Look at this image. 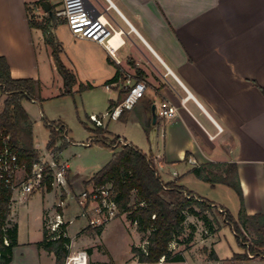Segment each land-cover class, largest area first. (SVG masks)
I'll return each instance as SVG.
<instances>
[{"label": "crops", "instance_id": "crops-1", "mask_svg": "<svg viewBox=\"0 0 264 264\" xmlns=\"http://www.w3.org/2000/svg\"><path fill=\"white\" fill-rule=\"evenodd\" d=\"M49 1L57 11L58 24L53 31L63 46L62 61L74 70L80 82L93 80L107 91H114L108 99L107 110L120 104L117 101L121 92L129 88L128 79L131 83L147 84L144 96L132 109H126L120 119L142 126L147 134L156 128V153L140 149L154 159L158 170L184 166L183 174L174 171L175 177L169 182L176 180L198 195L183 182L185 177L193 180L194 175L207 184L206 190L215 197H218L216 190L231 195L232 188L212 185L198 178L192 169L211 162L221 163L222 166L212 169L220 173L223 165L236 163L246 211L264 213V93L261 89L264 88V0H87L89 7L103 12L116 30L115 56L101 43L76 37L61 15V0ZM37 2L42 8H37L36 14L42 19L45 11L41 0H0V55L7 58L14 78L38 81L41 100L35 96L23 101L33 125L39 117L32 106L44 100V86L59 85L60 95H65L64 79L46 45L44 32L29 23L30 10ZM57 4H60L58 8ZM59 26L66 27L62 37L57 32ZM115 63L124 74L118 82H110L117 73ZM137 68L143 71L142 80L138 79ZM111 101L116 103L110 107ZM163 101L178 107L175 118L160 115ZM102 128L106 130L104 137L110 140L108 136H114V132L108 125ZM89 131L92 140L98 131L91 128ZM117 137L134 145L125 136ZM57 158L68 165L67 181L74 191L75 175L69 160L62 158V152H58ZM24 173L27 175L20 167L16 179L23 181ZM38 191L44 195L43 202L35 198L36 191L26 196L18 191L13 193L9 225H16L18 230L10 264H56L54 252L40 248L38 243L43 240L47 217L53 210L55 216L59 209L54 202L51 205L45 202L46 194L54 191L53 188L48 191L45 186V191ZM217 201L211 200L212 204L228 209ZM88 206L83 207V215L89 222L91 217L84 212ZM91 206L95 209L96 204ZM239 209L240 203L238 212ZM61 213L68 222L71 251L83 250L76 247L83 242L82 234L89 223L72 235L66 210ZM217 240L211 242L215 244Z\"/></svg>", "mask_w": 264, "mask_h": 264}, {"label": "trees", "instance_id": "trees-1", "mask_svg": "<svg viewBox=\"0 0 264 264\" xmlns=\"http://www.w3.org/2000/svg\"><path fill=\"white\" fill-rule=\"evenodd\" d=\"M29 23L31 27L40 28L44 32L45 42L51 48L52 56L64 79L63 94H72L75 87H78V92L94 87L92 83L80 82L74 70L68 68L62 61L63 46L53 31L58 24L54 8L52 14L48 13L42 19L35 15L30 16ZM115 65L117 73L110 82H118L124 74L119 64L115 63ZM137 72L138 79L142 80L143 71L137 68ZM37 88L38 81L35 79L14 78L7 58L0 55V95L4 96L0 109V147L4 146L6 139L8 146L18 157L19 166L26 170L28 176L32 174L34 164L40 162L41 157L34 141L33 122L23 106V101L34 99ZM261 89L264 93V88ZM128 92L129 88L122 91L117 102L122 103ZM114 103L116 102L111 101L110 107ZM125 110L119 118H123ZM47 125L51 130L47 149L53 153L62 151L66 142L62 145H58L57 142L64 139V134H67L65 125L51 121H47ZM97 131L103 135L106 132L102 127H98ZM116 140L118 137L114 140L105 137L98 139L113 147V157L85 184L88 186L93 182L96 185H109L112 188L113 199L117 203L119 213L127 214L129 221L136 224L139 232L142 233V245H134L131 249L141 264H157L163 257L166 262L185 260L183 253H175L171 245L184 232L188 214L197 217L212 232H218L220 228L218 215L231 226L242 248V251L233 253L232 262L248 264L257 256H261V261H264V213L249 214L246 211L244 191L236 163L223 165L224 168L220 173L212 169L222 166L221 163L211 162L192 169L198 178L212 185L224 184L236 192L240 209L238 215L234 216L230 210L212 204L211 201L194 194L176 180L163 181L150 155L131 144L119 147L121 143L116 144ZM44 185L48 191L53 188L48 173L45 174ZM12 197V188L0 177V264H10L13 247L17 243V226L9 225ZM67 226L68 222H64L57 231H51L45 221L44 237L38 243L40 248L54 252L56 264H66L71 253V238L67 235ZM191 228L192 233L186 239L187 243L192 240L196 231L194 225H191ZM95 230L101 234L103 226ZM5 237L8 238L9 244L4 243ZM209 258L220 261L214 249L209 252Z\"/></svg>", "mask_w": 264, "mask_h": 264}, {"label": "rangeland", "instance_id": "rangeland-1", "mask_svg": "<svg viewBox=\"0 0 264 264\" xmlns=\"http://www.w3.org/2000/svg\"><path fill=\"white\" fill-rule=\"evenodd\" d=\"M56 6L58 8L60 4ZM34 15L36 16V14ZM65 29V26H59L57 32L61 37L64 36ZM49 49L51 48L49 47ZM83 81L87 82V80ZM90 82L94 84V87L82 92H78V87H75L72 94L65 95H60L61 87H59V85L44 86L42 90L44 100L38 101L32 106L34 112L38 114L39 117L33 125L34 141L35 145L41 150L40 157L45 161H48V158L58 159V152L53 153L46 149V144L51 134L47 121L65 124L68 135L65 133L64 139H61L58 145H62L66 142V145L60 152H62V158L69 160L71 169L74 172V191L69 188L68 184L63 187L53 185L54 191L46 194L45 202L50 205L54 202L55 207L59 209L57 213L61 212V210L63 212L66 210V220H71L70 234L72 235H75L81 226H85L89 223L86 215H83L84 208L79 204L76 196H79L84 190L92 187L94 184L93 182L88 184V186L84 182L90 180L91 175L98 170V168L107 164L112 159V151H114L112 146L98 141V139L104 138L103 134L96 132L92 135V140L89 138L91 133L89 131L90 128L94 130L98 129L96 123L91 120V116L96 115L102 117L105 115V122L102 127L105 128L108 125L109 129L114 132V136L111 134L108 136L110 140H114L118 135H121L125 136L129 141H132L134 145H137L146 153H150L151 150L156 153L158 149L156 128L151 129L149 134H147V131L140 125L134 126L130 122L121 120L119 117L115 119H111L109 116L107 117L108 99L110 96L114 95V91H107L102 84L96 83V81L90 80ZM62 90L64 91L63 86ZM36 96L38 100H41L38 90ZM3 99L4 96L0 95V109L3 105ZM41 114H43L44 118ZM119 141L120 139L118 138L116 144H118ZM122 145L124 144L121 142L119 147ZM183 168L184 166L176 165L168 166L158 171H160L159 173L163 181L169 182L168 180L175 177L174 171L183 174ZM26 178L27 175L24 173L21 180H26ZM192 179L193 180H190L189 177H185L183 182L188 187L195 190L199 196H203L210 201L218 200L217 202L222 205L224 204L234 216L238 215L237 206L239 205V198L234 190H230L231 195L224 191L218 192V190H216L214 193H216L218 197H215L213 192L211 193L206 190L207 184L205 182L197 180L194 175ZM16 181H18V183L21 182L17 179ZM38 190L45 191V186L37 187L34 190V192L36 191L34 193L35 198L43 202L42 199L44 195ZM55 191H57V195ZM62 202L63 204L59 206ZM91 204H89L84 212L88 213L91 218H94L97 217V210H95ZM53 211L54 214L55 210ZM53 214H49L47 217L46 223L48 225L50 221L55 218ZM78 215H80L79 218ZM217 217L220 222V228L216 233L208 230L197 217L188 214L184 232L177 238V241L173 242L171 245L175 253H183V251L186 250L184 252L186 260L181 261L185 263L179 262V264H242L231 261L232 254L242 250L237 242L233 229L229 224H226L219 215ZM191 225L196 227V231L193 234L192 240L187 243L186 239L192 233ZM95 229L96 228L92 226H88L82 234L83 242L76 247V249L87 250L89 254V264H140L135 255L131 257V248L134 245L141 246L142 238L139 240V230L129 221L127 214L119 213L116 218L111 220L106 226L102 236H99V233H97ZM140 237H142V233H140ZM207 238H209V240ZM212 239L218 240L214 244L211 242ZM213 245L220 257H231L220 261L210 260L209 252L214 249ZM205 249L208 251H205ZM73 250L75 249H72V251ZM252 259L253 261L248 264H255V262L256 264H264V261H261V256Z\"/></svg>", "mask_w": 264, "mask_h": 264}, {"label": "built area", "instance_id": "built-area-1", "mask_svg": "<svg viewBox=\"0 0 264 264\" xmlns=\"http://www.w3.org/2000/svg\"><path fill=\"white\" fill-rule=\"evenodd\" d=\"M61 15L66 20L71 32L79 38H87L107 47L111 55L115 56L114 38L117 35L116 30L105 17L103 12L96 11L89 7L87 0H61ZM42 8L36 4L32 6L30 16L36 14V9ZM48 13L45 12V15ZM38 17V15L36 14ZM129 92L125 100L114 108L107 110L106 116L111 119L120 117L125 109H132L134 105L144 96L147 84L144 81H134L128 79ZM159 113L167 119H173L178 115V107L168 101H163L160 105ZM104 118L92 115L91 120L98 127L104 126ZM128 144L124 139L119 143ZM20 169L16 153L8 146L7 140L4 139V146L0 147V177L10 186L14 192H20L22 195L31 194L37 187L44 185L45 174L51 177L52 185L63 187L68 184L67 173L68 165L51 158L49 161L40 160L33 166L32 174L27 176L26 180L18 183L16 181L17 171ZM113 190L109 185L93 184L90 189L84 190L78 196V202L82 207H87L90 203H95L97 217L91 218L89 225L94 228L104 226L119 214L117 203L113 199ZM63 204L60 203L59 206ZM61 212L55 214V218L47 224L51 231H57L61 224L64 223ZM5 244H9L7 237L4 239ZM253 257V255H250ZM165 258H161L157 264H164ZM66 264H89V254L87 250L71 251Z\"/></svg>", "mask_w": 264, "mask_h": 264}, {"label": "water", "instance_id": "water-1", "mask_svg": "<svg viewBox=\"0 0 264 264\" xmlns=\"http://www.w3.org/2000/svg\"><path fill=\"white\" fill-rule=\"evenodd\" d=\"M41 4H42L45 12L52 14V4L49 0H41ZM56 66H57L58 71L60 72L57 63H56ZM155 119H156V114L154 112V120Z\"/></svg>", "mask_w": 264, "mask_h": 264}, {"label": "bare ground", "instance_id": "bare-ground-1", "mask_svg": "<svg viewBox=\"0 0 264 264\" xmlns=\"http://www.w3.org/2000/svg\"><path fill=\"white\" fill-rule=\"evenodd\" d=\"M119 36V35H118ZM116 38H114V40H115Z\"/></svg>", "mask_w": 264, "mask_h": 264}]
</instances>
